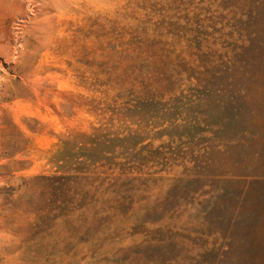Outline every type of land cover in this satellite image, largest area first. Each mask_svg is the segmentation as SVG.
Segmentation results:
<instances>
[{"label":"rangeland","instance_id":"rangeland-1","mask_svg":"<svg viewBox=\"0 0 264 264\" xmlns=\"http://www.w3.org/2000/svg\"><path fill=\"white\" fill-rule=\"evenodd\" d=\"M262 174L264 0H0V264H264Z\"/></svg>","mask_w":264,"mask_h":264},{"label":"crops","instance_id":"crops-1","mask_svg":"<svg viewBox=\"0 0 264 264\" xmlns=\"http://www.w3.org/2000/svg\"><path fill=\"white\" fill-rule=\"evenodd\" d=\"M257 182H260V180H262V182L264 183V174H262L261 176H257L255 177ZM250 190V189H249ZM257 198V197H256ZM251 199V198H250Z\"/></svg>","mask_w":264,"mask_h":264}]
</instances>
